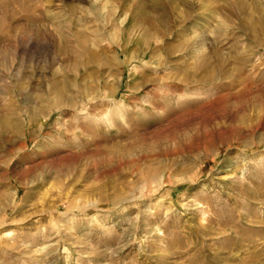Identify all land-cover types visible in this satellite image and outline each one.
I'll return each mask as SVG.
<instances>
[{
	"label": "rangeland",
	"instance_id": "374dc122",
	"mask_svg": "<svg viewBox=\"0 0 264 264\" xmlns=\"http://www.w3.org/2000/svg\"><path fill=\"white\" fill-rule=\"evenodd\" d=\"M0 264H264V0H0Z\"/></svg>",
	"mask_w": 264,
	"mask_h": 264
}]
</instances>
